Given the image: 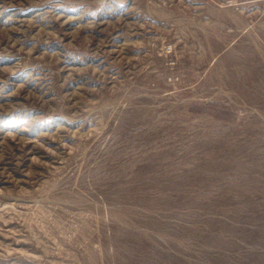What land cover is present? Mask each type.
I'll return each instance as SVG.
<instances>
[{
    "label": "rangeland",
    "instance_id": "obj_1",
    "mask_svg": "<svg viewBox=\"0 0 264 264\" xmlns=\"http://www.w3.org/2000/svg\"><path fill=\"white\" fill-rule=\"evenodd\" d=\"M0 264H264V0H0Z\"/></svg>",
    "mask_w": 264,
    "mask_h": 264
}]
</instances>
